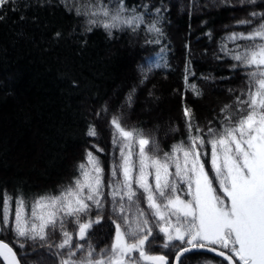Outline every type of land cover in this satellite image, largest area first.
I'll list each match as a JSON object with an SVG mask.
<instances>
[{"label":"snow or ice","instance_id":"snow-or-ice-1","mask_svg":"<svg viewBox=\"0 0 264 264\" xmlns=\"http://www.w3.org/2000/svg\"><path fill=\"white\" fill-rule=\"evenodd\" d=\"M10 2L15 0H0V7ZM37 2L44 6L50 0ZM257 3L240 0L239 6L254 8ZM57 6L80 20L77 27L85 34L103 29L110 38L117 33L143 37L141 47L159 46V53L138 65V84L114 112L106 102L95 113L100 119L111 114L112 162L107 173L100 157L86 151L70 180L55 191L29 195L16 189L9 195L5 190L0 234L10 235L11 243L0 239V264H30L29 256L41 250L58 264H173L170 257L175 264H185L186 254L198 249L216 253L220 264H264V12L251 11L237 20L236 25L250 31L229 32L213 53L217 61H233L231 70L243 75L244 86L228 90L235 99L205 127L185 105V136L165 151L143 121L131 127L125 121L131 119L126 109L135 102L136 88L161 62L168 66L165 54L171 49L162 39L170 9L163 0L159 6L144 0L131 6L127 0H60ZM207 35L211 38V31ZM61 38L63 33L57 31L54 39ZM189 75L197 79L186 61L185 90L202 97L203 90L189 82ZM199 79L210 78L202 74ZM71 84L79 87L74 79ZM179 130L170 127L165 137ZM86 134L100 135L93 123ZM106 214L115 226L114 237L97 251L92 229ZM69 223L75 232L68 230ZM155 247L167 251L152 254Z\"/></svg>","mask_w":264,"mask_h":264},{"label":"trees","instance_id":"trees-1","mask_svg":"<svg viewBox=\"0 0 264 264\" xmlns=\"http://www.w3.org/2000/svg\"><path fill=\"white\" fill-rule=\"evenodd\" d=\"M141 2L127 0L130 6ZM144 2L159 6L161 0ZM163 3L170 9L165 14L170 23L165 21L166 36L162 39L171 49L165 54L169 63L164 67L161 62L152 77L136 88L135 102L131 110L126 109L131 119L125 124L131 127L143 121V127L152 129L167 151L185 136V105L205 127L235 99L228 90L244 86L242 73L231 70L234 62L228 58L217 61L213 53L229 32L250 31L236 21L251 11L264 12V3L258 0L254 8L239 6L240 0H220L209 7H205L206 0H181L182 6L179 0ZM194 3L199 9L191 7ZM58 4L60 0H50L44 6L37 0H15L0 7V210L5 190L9 195L16 189L35 195L66 184L86 151L100 157L107 173L112 162L111 114L100 119L95 113L106 102L114 112L138 84V65L149 56L155 60L153 53H159V46L141 47L143 37L117 33L116 38H110L103 29L85 34L77 27L81 21ZM57 31L63 38L54 39ZM228 47L234 45L228 43ZM186 61L197 77L193 80L189 75V82L203 90L202 97L185 90ZM202 74L210 79H199ZM73 79L79 87L71 84ZM150 91L153 96H149ZM89 123L96 125L98 137L87 136ZM176 126L180 130L165 137V132ZM67 227L76 231L71 223ZM114 227L106 214L92 229L97 251L110 245ZM0 239L11 243L8 234H0ZM166 251L155 247L152 254ZM41 257L45 264H58L45 250L30 255V264H37ZM186 257L185 264H220L222 260L204 252H191Z\"/></svg>","mask_w":264,"mask_h":264},{"label":"rangeland","instance_id":"rangeland-1","mask_svg":"<svg viewBox=\"0 0 264 264\" xmlns=\"http://www.w3.org/2000/svg\"><path fill=\"white\" fill-rule=\"evenodd\" d=\"M180 5L182 6L181 0H179ZM216 2H220V0H206V5L209 6H213L214 3ZM42 258V257H41ZM39 259V262L37 264H45L43 259Z\"/></svg>","mask_w":264,"mask_h":264},{"label":"water","instance_id":"water-1","mask_svg":"<svg viewBox=\"0 0 264 264\" xmlns=\"http://www.w3.org/2000/svg\"><path fill=\"white\" fill-rule=\"evenodd\" d=\"M192 252H204V253H208V254H210V255H214V256H216V257H218V258H221V257H219L216 253H212V252H210V251H208V250H206V249L192 250ZM221 259H222V258H221ZM173 264H175V260H174V258H173Z\"/></svg>","mask_w":264,"mask_h":264}]
</instances>
